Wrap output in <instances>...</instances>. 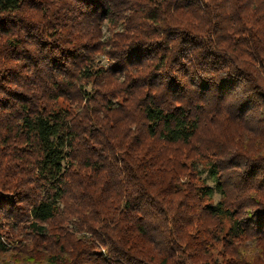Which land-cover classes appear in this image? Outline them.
Instances as JSON below:
<instances>
[{"label": "trees", "instance_id": "16d2710c", "mask_svg": "<svg viewBox=\"0 0 264 264\" xmlns=\"http://www.w3.org/2000/svg\"><path fill=\"white\" fill-rule=\"evenodd\" d=\"M263 126L264 0H0V264H264Z\"/></svg>", "mask_w": 264, "mask_h": 264}, {"label": "rangeland", "instance_id": "374dc122", "mask_svg": "<svg viewBox=\"0 0 264 264\" xmlns=\"http://www.w3.org/2000/svg\"><path fill=\"white\" fill-rule=\"evenodd\" d=\"M211 2V0H210ZM130 13L129 10H127L125 12L126 16ZM122 21V19L119 20L118 24L109 22L108 20L105 21L104 25H103V41L105 42L106 45V52L103 53L102 50L97 51L96 53V62L98 64H100L101 66L108 68L113 60V56L111 55V52H116V42H114V40H116L117 37L114 36V32H122L123 30V23L120 22ZM91 87V86H89ZM59 107H68V109L73 110V111H79L83 109V106H77V103H70L69 101L65 100L64 98H59L57 100L56 103ZM238 133L235 131V134ZM233 141H234V136L231 135ZM260 144H263V148H260ZM246 146H242L241 149H245V155H248L250 157H253L255 155H259V154H264V126L263 127H259L256 129L255 134L252 138H250V140L245 143ZM240 153V152H239ZM207 166H205V162H197L196 163V168L197 171L199 170L200 174L206 169ZM204 176V174H203ZM218 197V195H216V198ZM73 227H75V225H71ZM19 253V252H18ZM13 258V257H11ZM19 264H25V259L24 262H19Z\"/></svg>", "mask_w": 264, "mask_h": 264}]
</instances>
